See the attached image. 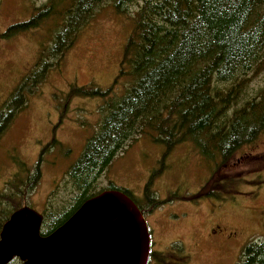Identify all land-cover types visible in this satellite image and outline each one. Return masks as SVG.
Here are the masks:
<instances>
[{
  "label": "rangeland",
  "instance_id": "obj_1",
  "mask_svg": "<svg viewBox=\"0 0 264 264\" xmlns=\"http://www.w3.org/2000/svg\"><path fill=\"white\" fill-rule=\"evenodd\" d=\"M48 1L0 0V36L10 26L29 21ZM73 1L58 0V8L67 9ZM54 20L2 38L0 43V115L18 92L27 100L26 108L0 139V193L10 194L21 187L20 182L35 173L42 150L55 140L43 154L39 184L24 199L15 196V201L42 215L48 206L63 211L73 203L77 188L67 173L107 116L103 100L69 98L71 87L109 89L119 75L132 31L129 16L104 5L80 31L60 66L42 72L40 54L53 46L54 30L61 25L60 20ZM56 61L50 62L55 65ZM257 71L248 88L251 94L264 87V65ZM129 84L119 80L113 98L122 97ZM216 163L202 156L192 142L166 154L162 144L140 137L129 142L98 176L95 190L113 186L131 194L147 214L151 250L163 253L165 264H177L169 253L179 239L184 243L175 250L189 254L186 264H244L246 247L264 243V134L225 166ZM154 173L157 176L147 193L146 185ZM213 182H218L219 188L229 187L199 198ZM155 202L161 205L156 207ZM19 262L23 264L20 260L13 264Z\"/></svg>",
  "mask_w": 264,
  "mask_h": 264
},
{
  "label": "trees",
  "instance_id": "obj_2",
  "mask_svg": "<svg viewBox=\"0 0 264 264\" xmlns=\"http://www.w3.org/2000/svg\"><path fill=\"white\" fill-rule=\"evenodd\" d=\"M57 1L49 0L29 21L10 26L2 35L6 39L38 29L51 18L60 20L53 46L40 54L42 72L60 66L80 31L104 5L129 16L132 31L119 75L109 89L71 87L69 98L103 100L107 116L67 173L77 188L73 203L63 211L48 206L42 236L63 225L90 198L104 190H118L111 186L97 191L95 182L129 142L149 137L162 144L166 154L192 142L202 156L223 167L264 134V87L254 90V95L248 91L257 69L264 65V0H74L67 9L58 8ZM51 60H57L56 64ZM119 80L130 84L122 97L113 98ZM23 96L15 94L0 115V139L26 108ZM55 143L42 150L35 173L27 171L21 187L10 194L0 193V232L11 214L23 207L15 196L24 199L39 184L43 154ZM156 176L154 173L147 183V193ZM228 187L219 188L213 182L198 197ZM121 191L133 200L127 190ZM243 259L244 264H264V243L249 244Z\"/></svg>",
  "mask_w": 264,
  "mask_h": 264
},
{
  "label": "water",
  "instance_id": "obj_3",
  "mask_svg": "<svg viewBox=\"0 0 264 264\" xmlns=\"http://www.w3.org/2000/svg\"><path fill=\"white\" fill-rule=\"evenodd\" d=\"M2 37L0 36V43ZM44 217L30 207L14 211L0 232V264H148L150 232L124 192L104 190L60 227L42 236Z\"/></svg>",
  "mask_w": 264,
  "mask_h": 264
},
{
  "label": "flooded vegetation",
  "instance_id": "obj_4",
  "mask_svg": "<svg viewBox=\"0 0 264 264\" xmlns=\"http://www.w3.org/2000/svg\"><path fill=\"white\" fill-rule=\"evenodd\" d=\"M139 209L141 210V212L144 215V218L146 219V215H147L146 212L143 209H141V206H139ZM148 228H149V226H148ZM149 232H150V230H149ZM180 241L181 240L179 239L177 242L173 243V245L171 246V247H173V250L170 251L169 254L173 255L177 259V264H178V262H181L183 264H186V263L189 262V259H190V258H188L189 257V254H183L181 251H176L175 250V246L178 245L179 243H182L183 242V241L182 242H180ZM176 249H178V248H176ZM184 249H185V247H184ZM170 250H171V248H170ZM185 251H186V249H185ZM162 256H164L163 253L153 252L151 250L150 251V255H149V262H148V264H162V263L165 264L167 262V260L164 259Z\"/></svg>",
  "mask_w": 264,
  "mask_h": 264
}]
</instances>
